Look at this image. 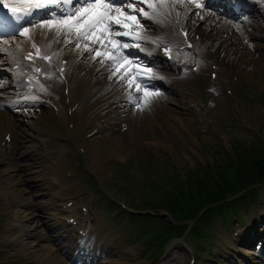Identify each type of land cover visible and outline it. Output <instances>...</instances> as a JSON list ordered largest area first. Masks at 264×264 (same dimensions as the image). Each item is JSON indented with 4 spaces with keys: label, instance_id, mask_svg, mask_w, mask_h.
<instances>
[{
    "label": "bare ground",
    "instance_id": "obj_1",
    "mask_svg": "<svg viewBox=\"0 0 264 264\" xmlns=\"http://www.w3.org/2000/svg\"><path fill=\"white\" fill-rule=\"evenodd\" d=\"M167 1L172 2V0ZM197 2L200 4L205 3L204 0H197ZM240 4L248 11L258 13L255 10L259 4L257 0H249L248 3L241 1ZM176 6L183 9V14H181L183 21V17L188 18V15H184L186 9L195 7V4H188L185 0L184 4L176 3ZM198 9L199 11L193 14V18L194 20H200L203 28L195 26L196 24L193 22L191 28L194 34H202L203 38L209 39L208 43L204 45L208 47L205 57L215 58L214 62L225 68L226 73H236L239 78L254 83V74L264 68V34L262 33L264 25L248 29L249 24L243 23V25H240L232 20L228 21L227 16L223 17L208 11H201V8ZM227 14L228 16H235V12L230 9H227ZM256 18L264 19L258 14ZM141 23H145L143 19H141ZM144 25L143 30H146V36L162 40L163 46L172 40L169 37L157 35L161 28L170 31L169 24L151 22V25L146 23ZM17 36L20 41H25L24 43L30 42V39H33L35 44L38 42L46 43L47 51L58 52V55H54L56 62L61 59L68 60L66 66V79L69 88L67 93L68 107H73L76 103H79L82 110L79 121L89 124L92 129H97L98 132L95 137L98 143L95 151L89 153L85 151V157L90 163V167L97 168L106 155L115 157V153L121 151L118 137L115 135L119 124H116L117 119H111L109 115L105 117V120L100 121L98 112H107L114 105L123 104L122 101L128 100L127 94L129 91L126 90V86L122 81H118L117 77H113V82L105 81L103 75L109 71H106L105 67L98 62L102 57H98L97 61H93L89 53L84 51L83 46L89 44L91 47L100 48L101 51H104L105 48L84 39L81 41L80 50L74 51V44L63 50L61 48L64 45L63 38H60V42L57 43L52 32L32 26L29 27L28 36H19L18 34ZM244 39L250 40L249 46L252 49L243 43ZM258 40H262L263 43L254 45ZM139 43L145 54L142 57L139 56V61L151 65L148 58L151 57L154 62H157L156 69L152 70V74L156 78L148 81L150 87H162L172 92L174 96L193 102V90L199 89L201 86H207L208 83L201 82L198 75L186 70L183 74H180L181 69L166 64L161 55L163 52L160 51V47H157L156 43L145 42L144 40L139 41ZM22 50L21 46L8 49L11 55H7L11 56L10 62L12 65L20 63ZM106 50L112 51V46L107 45ZM122 51L124 52V50ZM82 53L85 54L77 61ZM105 63H108V61L105 60ZM123 64L127 66V62H123ZM134 69L135 66H127V72L133 74V87H135V76L137 75ZM204 70L203 64H200L199 71L202 73ZM124 71L125 67L122 66L121 73H118V76L123 74ZM44 73L51 77L49 84L52 89L62 87L63 91L64 87L55 75L48 73L47 70L46 72L44 70ZM45 74L44 78H46ZM13 75V73L10 74L11 78ZM18 75L19 72L17 71L16 76ZM12 80L3 81L2 86H0V93L6 94V92H1V90H6L15 97L0 101V107L9 108L16 119L11 114L3 113L0 110V132L4 129H13L15 123L18 122L29 126L32 132H27L26 137L23 139L19 136H13L11 142L16 146L28 144V149L32 151L21 159H13L11 164L2 172L7 175L0 176V199L3 206L11 214L10 221L5 227V231L9 233L6 243L16 242L21 244V251L24 255H34V264L41 262L44 264H125L122 262L121 252L107 245L104 246L102 244L103 240L99 238V233L93 231L98 227L95 220L86 221L84 217L76 212V206L67 207L71 198L68 194L66 182L61 176L62 170L59 167V157L56 153H53L50 144L46 147L48 151L45 150L47 142H53L56 137L66 139L69 137V133L63 129L60 112L55 111L46 103L32 106V108L43 107L44 112L32 111L28 108L31 106L27 107L22 103H17L16 101L21 100L23 96L19 97V94L14 92L13 88L20 87V83L12 87ZM115 81L118 83L114 85ZM201 83H204V85ZM41 93L42 95L36 97L41 100H44L43 98L48 99L51 90L41 91ZM137 93L139 94V92ZM62 96L65 101V95ZM153 98L152 96L149 97L150 102L146 104L150 110H154L151 111L150 115L132 112L129 118L125 120L126 122L123 123L122 127L126 130L127 137L132 140L155 139L163 129L166 134L169 131V116L176 118V115L170 112H166V115L158 107L165 100L159 96ZM49 99L52 100L51 95ZM156 102H158V105ZM88 115H91V117L87 118ZM174 118L173 120H175ZM156 128H160V130L155 132ZM96 171H98V168ZM28 176L31 177L26 179ZM53 180H56L55 184L52 183ZM29 183L34 185L32 189L36 190V193H31L28 190L27 185H30ZM71 218L76 221L75 225L68 223ZM78 230H82L83 233L87 234V237H84V235L78 237ZM222 239L227 241L225 237ZM27 240L30 241L25 242ZM29 242L30 244L27 247L23 246ZM230 243L231 240L230 242L227 241V244L231 245L232 243ZM233 250H235V254H243L242 260L237 258V264H264V253H257L254 250L248 252L237 248H233ZM175 260L177 261L173 257L164 264H172ZM174 264H177V262Z\"/></svg>",
    "mask_w": 264,
    "mask_h": 264
},
{
    "label": "rangeland",
    "instance_id": "obj_2",
    "mask_svg": "<svg viewBox=\"0 0 264 264\" xmlns=\"http://www.w3.org/2000/svg\"><path fill=\"white\" fill-rule=\"evenodd\" d=\"M202 10L213 12L206 9ZM193 11L197 12L198 9L192 8L188 21L191 22L192 18L194 23H201L198 19L194 20L193 14L195 12L193 13ZM240 19L245 21L246 25H250L248 29L264 25V19H257L252 14L243 15ZM197 27L203 28V24L197 25ZM262 33L264 34V30H262ZM6 39L9 40L8 45L3 44ZM13 41L16 42L17 39L15 37L14 39L0 38V48H15ZM246 41L248 39H244L243 43L251 48ZM261 41L258 40L254 45L262 44ZM129 58L134 59L135 57L129 56ZM6 59L8 60L7 55L0 53V83L5 79L8 73L6 71L10 67ZM221 68L222 70H219L220 77L215 85L210 86L211 91L207 90L208 88H202L199 94H196V99H202L204 102L203 107L197 106V115L191 116L187 113L189 111L187 109L189 107L188 100L174 96L170 91L148 89L151 92L158 93L155 96L165 100L160 105L156 102L158 107L164 111L163 113L170 112L176 115V118L173 117L175 120L169 116V131L165 134L164 129L161 130L155 139L132 140L127 137V132L122 127L132 112L150 115L151 111L154 110H150L149 106L142 105V111L131 103H123L119 105L120 107L114 105L112 109L110 108L107 115L111 119H117L116 124H119L115 135L118 137L121 151L115 153V157L104 156V160L98 164V171H96L97 168L90 167V163L85 159V156L76 153V147L72 142H68L69 140L60 141L58 145L52 148L61 156V170L67 172L66 174L63 172L61 176L64 178L63 180L66 182L69 192L78 202L83 200L86 204L87 212L83 215L97 222L98 227L94 231L99 233L100 240H103L102 244L121 252L122 262L125 264H164L173 257L177 258L174 263L187 264L188 251L190 250L196 254V264H236V260L239 258L222 239L225 237L229 242L232 232L238 231V228H243V225L241 226L237 220L233 219L231 214L221 222L212 221L207 229L208 238H195L190 235L186 238L172 237L159 252L152 250L148 252V255H144V249L142 250L141 245L138 248H133L137 241L132 236L134 233L133 224L136 223L142 228L144 223L138 221V219L133 221L129 218L131 216H127V213L121 212L116 205L110 202L111 200L120 201L129 208L135 209L143 207L149 188V185H144L147 177L151 183L158 186V191H163V194H165L169 192L167 185H170L166 182L170 181L172 184L184 175H189L198 164L209 163L212 165L214 162L221 161L226 155L223 152L235 155L250 149V147L256 149L262 147L257 141L261 135H264V68L254 74V83L250 86L233 91L234 99L232 102H229L224 95V89L229 87V80L233 73L228 74L225 72V68ZM206 69L208 70V67ZM207 70L205 71L206 76ZM109 76L110 73H106L103 75V79L110 81L112 78L110 79ZM126 90L129 91L127 88ZM130 91L133 96L142 95L140 92L139 94L136 93L135 87ZM181 96L183 97V95ZM53 100L57 102V108L61 112V120L63 121L65 118L63 126H66L67 117L63 101L59 98ZM30 110L44 112L43 107L30 108ZM81 112L80 109L76 112L78 120L81 117ZM12 117L10 118L12 119ZM102 120H105V117ZM87 127V125L81 123L76 128L73 138L76 142L85 141V150L89 153L95 151L98 143L95 139L96 136L85 137L87 132L91 130ZM159 130L160 128H156L155 132ZM27 132H32L31 128L18 122L15 123L11 134L23 139L26 137ZM28 147V144L17 145L11 157L21 159L30 154L32 150ZM8 165L0 164V176L4 177L5 174L2 172ZM160 169H165V171L161 172ZM69 173L73 176L68 177ZM87 175L92 176L93 180L89 181ZM30 177L28 176L26 179ZM72 183L74 184L72 185ZM33 187L32 183L27 185L31 193H36V190L32 189ZM256 194L255 200L249 197L237 206L238 213L242 218L241 222L247 228L244 231L242 230L236 241L233 242L234 248L239 250L252 252L253 250L259 251L262 247L264 249V235L253 236L252 232L260 225L258 229L261 227V231L264 233V222H255V219L261 218L264 221V185L256 188ZM116 213L119 214L116 215ZM6 216L11 218L8 210L0 204V238L8 236L6 235L7 232L4 231L8 223ZM237 218L240 217L237 216ZM166 220H169V218ZM254 224L255 228H253ZM243 235L248 240L247 244H244ZM28 241L30 240L25 242ZM29 244L30 242L23 246L27 247ZM210 244L212 246L209 250L211 254H208L206 250ZM129 249L134 251L129 253L127 252ZM2 250L6 253L0 255V264L35 263L34 255L14 254L16 251L22 252V246L19 243ZM133 252H135L134 255H132ZM261 252H264V250Z\"/></svg>",
    "mask_w": 264,
    "mask_h": 264
},
{
    "label": "snow or ice",
    "instance_id": "obj_3",
    "mask_svg": "<svg viewBox=\"0 0 264 264\" xmlns=\"http://www.w3.org/2000/svg\"><path fill=\"white\" fill-rule=\"evenodd\" d=\"M184 2L185 0H172L171 4H167V0H11V2L10 0H0V4H3L12 14L9 17L11 25H4L6 28H10L8 35L11 37H15L17 34L28 36L29 27L25 26L27 24L52 32L57 43L60 42V38H63L65 45L74 44V51L81 49V41L84 39L105 48L104 51H101L100 48L91 47L89 44L83 46L84 51L89 53L93 61L102 57L98 62L105 67L106 71L110 72L109 78L117 77L118 81L123 82L129 90L127 96L129 103L141 111L143 110L142 104L146 105L150 102L149 97L158 95V93L148 90L150 87L148 81L156 77L152 74L151 68L141 65L138 58L130 60L131 53L122 50L137 48L144 51L140 47L139 41L141 40L156 43L157 47H162V40L143 35L145 25L141 23V19L159 24L179 23L181 13L176 9V3L184 4ZM19 3L25 6H17ZM187 3L195 4L196 8L207 7V0L204 4L198 3L197 0H187ZM145 4L148 6L147 11L143 7ZM191 11V8H187L184 15L187 16ZM33 17H40V19L37 22ZM181 32L185 37L187 36L186 31L181 29ZM120 37L125 39L121 40ZM3 44L8 45L9 40H4ZM107 45L112 46L111 53L106 50ZM17 47L19 48V45ZM32 47L36 49L35 53H27L24 56L25 60L32 61L33 64L37 58L51 61V56L41 55L40 49L35 43L32 44ZM163 51L170 54L171 48L164 46ZM0 53L11 55L7 48H0ZM53 55H58V52H54ZM105 60L108 63H105ZM123 62H127V66H135L134 70L137 73L135 91L142 92L141 96L132 95L130 90L134 83L133 74L127 72V66ZM122 66L125 67V71L118 76ZM33 71L40 73L42 70L39 67H33ZM63 71L64 69L61 68V74ZM45 77L50 78L47 74ZM34 79L33 76L28 77L27 83L31 84ZM40 89L41 91L47 90L43 85H40ZM37 99L38 97L34 95L25 94L21 100L16 102L23 103Z\"/></svg>",
    "mask_w": 264,
    "mask_h": 264
},
{
    "label": "trees",
    "instance_id": "obj_4",
    "mask_svg": "<svg viewBox=\"0 0 264 264\" xmlns=\"http://www.w3.org/2000/svg\"><path fill=\"white\" fill-rule=\"evenodd\" d=\"M260 145L262 147L258 149L250 147L235 157L227 156L214 168L205 169L198 166L192 176L186 177L185 181L179 179L171 185L169 192L165 194L163 191H158L153 186L155 184L149 180V183L152 184V195L146 202L148 209H153L155 212L165 210L171 214L174 220H192L206 205L223 201L247 187L264 184V144ZM251 191L249 194L253 193ZM239 199L241 198L218 205L216 208L207 210L206 213L215 214V212L234 209ZM145 219L148 220V225L152 229L159 230L155 240L161 242L168 239L173 233L181 234L185 229V226L170 225L158 217L147 216ZM205 222V217H200L193 229L201 230Z\"/></svg>",
    "mask_w": 264,
    "mask_h": 264
}]
</instances>
